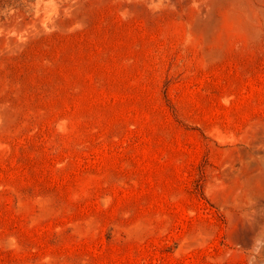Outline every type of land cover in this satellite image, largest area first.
Segmentation results:
<instances>
[{"label":"rangeland","instance_id":"obj_1","mask_svg":"<svg viewBox=\"0 0 264 264\" xmlns=\"http://www.w3.org/2000/svg\"><path fill=\"white\" fill-rule=\"evenodd\" d=\"M0 264H264V0H0Z\"/></svg>","mask_w":264,"mask_h":264}]
</instances>
